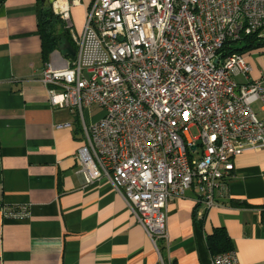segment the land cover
Returning a JSON list of instances; mask_svg holds the SVG:
<instances>
[{
	"label": "built area",
	"instance_id": "1",
	"mask_svg": "<svg viewBox=\"0 0 264 264\" xmlns=\"http://www.w3.org/2000/svg\"><path fill=\"white\" fill-rule=\"evenodd\" d=\"M54 0L76 55L63 68L47 63L40 82L54 109L77 112V151L87 186L106 180L124 198L158 255L169 248L168 205L195 193L203 220L234 179V158L264 147V71L236 49L264 31V0H90L77 35L71 8ZM104 115L88 122L85 109ZM70 126V123L64 124ZM28 207L5 208L24 220ZM162 242L163 245L160 243ZM212 264H241L235 250Z\"/></svg>",
	"mask_w": 264,
	"mask_h": 264
},
{
	"label": "crops",
	"instance_id": "2",
	"mask_svg": "<svg viewBox=\"0 0 264 264\" xmlns=\"http://www.w3.org/2000/svg\"><path fill=\"white\" fill-rule=\"evenodd\" d=\"M81 2L71 14L85 20L90 0ZM42 6L0 0V264H158L124 198L106 180L87 186L80 173V117L52 108L40 82L47 63L63 68L69 60L58 50L44 60ZM259 61L260 75L264 56ZM234 165L227 195L201 224L192 190L169 202L166 261L212 264L209 237L224 229L241 264H264V147L242 152ZM24 206L26 219L4 218L5 208Z\"/></svg>",
	"mask_w": 264,
	"mask_h": 264
},
{
	"label": "trees",
	"instance_id": "3",
	"mask_svg": "<svg viewBox=\"0 0 264 264\" xmlns=\"http://www.w3.org/2000/svg\"><path fill=\"white\" fill-rule=\"evenodd\" d=\"M39 21L41 36L43 40V58L45 61H48L50 54L53 51L58 50V48L65 42H69L72 47L76 49L69 31H65L62 37H55L58 22L52 12V8L47 9L42 6L39 12ZM257 39H260L258 37V34L245 37L244 40L247 45L243 47V50L253 47L254 42H256ZM239 51L240 49L236 48L229 53ZM69 59H73V57H69ZM195 217L198 221V224H201V220L197 219L196 213ZM209 246L211 251L215 255L232 250L230 238L227 236L224 229H217L216 232L209 237Z\"/></svg>",
	"mask_w": 264,
	"mask_h": 264
},
{
	"label": "rangeland",
	"instance_id": "4",
	"mask_svg": "<svg viewBox=\"0 0 264 264\" xmlns=\"http://www.w3.org/2000/svg\"><path fill=\"white\" fill-rule=\"evenodd\" d=\"M78 11V10H77ZM76 11V12H77ZM53 14L55 15L57 19V27H56V35L55 37H62L66 30L65 23L62 20L61 16L56 14L54 10L52 9ZM72 19L75 26V32L77 35L81 34L82 27L84 24V16L83 14H75V12L72 13ZM72 37V36H71ZM247 45L245 40H242L235 44L237 49H240L239 53L242 54L244 57H246L248 63H250L253 67L255 72L253 73V78H258L259 74L257 72L261 68V62L259 61L260 58H263L264 56V31L263 36L260 39H257L256 42H254L253 47H250L249 49H244L243 47ZM253 108L255 112L259 115L260 118H264V112H262V103L261 102H255L253 104ZM85 117L87 121L95 122L99 120L104 115V108H102L99 105H94L90 107L89 109L86 108L85 110Z\"/></svg>",
	"mask_w": 264,
	"mask_h": 264
},
{
	"label": "water",
	"instance_id": "5",
	"mask_svg": "<svg viewBox=\"0 0 264 264\" xmlns=\"http://www.w3.org/2000/svg\"><path fill=\"white\" fill-rule=\"evenodd\" d=\"M54 0H42L43 6L47 9L51 8L53 5ZM58 51L65 57H74L76 55L75 49L69 42L63 43L59 48Z\"/></svg>",
	"mask_w": 264,
	"mask_h": 264
}]
</instances>
